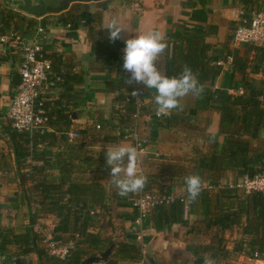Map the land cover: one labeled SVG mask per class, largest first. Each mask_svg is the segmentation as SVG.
Segmentation results:
<instances>
[{"label": "crops", "instance_id": "crops-1", "mask_svg": "<svg viewBox=\"0 0 264 264\" xmlns=\"http://www.w3.org/2000/svg\"><path fill=\"white\" fill-rule=\"evenodd\" d=\"M186 1L189 0H141V8L137 11L129 7V0L91 1L70 11L67 10L68 12L36 18L39 27L34 35L37 36L39 28L43 29V32L38 35L44 38L45 49L50 54L54 51L59 53L63 58L61 73L64 75L67 72L72 75L68 87L61 84L51 94L53 102L48 103L51 108L49 111L54 114L57 115V110L63 109L73 113V117L70 123L66 124L64 116L58 115L49 125L47 137L43 143L44 148L49 151L47 155L49 164H52L47 167L52 168L50 173L57 178L62 173L60 166L71 165L73 168L69 173L71 178L101 182L105 185L108 191L106 209L103 211L101 221L96 220L97 225L92 230L100 232L103 237L113 239L115 243L121 240H137L143 245L142 260L119 261L117 264H184L185 260L194 259L188 247L191 235L186 234L185 227L180 223H174L158 230L152 219L154 213L152 211L147 224L140 231L133 223L135 213L131 202L132 195L126 200L125 197L117 194L118 190L112 184L110 167L106 164L107 146H134L132 141L121 135L125 132L120 128L117 118L118 94L129 88L133 90L143 88L146 92L143 98L141 133L149 141L144 150L138 151L140 157L138 173L147 177L146 186L149 189H156L163 193L169 191L177 197L187 195L184 182L193 170L194 160L210 151V141L200 133L205 131V133L216 135L220 144L225 141V136L219 132L221 113L214 108L195 112L198 97L188 95L181 101L183 110L174 111L182 122L189 120L198 125V131L193 132L184 124L174 121L171 113L157 117L155 96L144 85L135 82L127 84L131 74L123 68L125 41L136 35L155 30L164 35L165 42H169L173 33H182L186 28L208 26L210 30V26H214L216 30L207 37V41L214 45L215 51L226 46L225 53L229 57L235 48L240 47V44L230 39L234 32L230 24L238 21L243 11L242 5L237 0H206L205 6L208 11L206 16L194 13L201 7V0H193L196 2L194 7L185 5ZM82 9L91 12L88 20L82 21L77 28L65 23L70 14ZM202 17L207 18V22L200 21ZM113 18H118L128 29L122 33L120 39L114 42L109 40V30L105 28ZM169 51L171 47L166 48L157 60V66L163 74H166L169 69L167 57ZM230 64L226 62L220 76L210 81V85L216 88L229 85ZM18 66L19 60L15 55L1 54L0 210L9 212L22 208L27 213V202L15 177L16 171L13 170L15 162L10 158L12 151L9 136L5 132L7 126L12 125L9 109L19 84L14 86L13 83L20 81ZM253 76L264 79V71L255 73ZM63 93L66 97H62ZM102 123L105 129L100 132ZM73 129H77L81 137L71 142L67 133ZM262 136L264 137V132ZM40 146L42 148V145ZM6 162L11 166L8 172L3 170ZM34 164L42 165L43 161ZM7 179L11 180L7 181ZM232 183H234V173L227 171L220 183L209 182L205 183L204 187L215 188L217 191L220 186ZM125 201L129 202L128 205L122 204ZM48 217H51V220L54 218L55 225L58 224L59 219L56 216ZM187 219L191 225L200 224L205 219L201 205L189 206ZM11 220L7 225L15 226L13 224L15 219L12 217ZM2 221L6 223L0 217V226L6 227L1 223ZM22 222L25 225L22 227L16 225V229L20 230L14 232L26 231V220ZM61 237L68 238L70 235L64 233ZM227 237L231 238L228 233ZM9 248L5 250V254L10 257L26 256L12 255L16 247H12V252ZM227 248H233L231 240ZM32 254L28 256L30 264L37 259H33ZM106 261L103 260L97 264H103Z\"/></svg>", "mask_w": 264, "mask_h": 264}, {"label": "trees", "instance_id": "trees-1", "mask_svg": "<svg viewBox=\"0 0 264 264\" xmlns=\"http://www.w3.org/2000/svg\"><path fill=\"white\" fill-rule=\"evenodd\" d=\"M242 5V13L238 21L231 22L232 30L240 26H248L253 18V12L264 11L263 0H237ZM185 5L194 7L196 2L186 1ZM201 7L195 12L207 14L206 0H201ZM88 10H78L70 14L66 24L77 28L82 21L90 18ZM198 20V19H197ZM200 21L207 22L202 17ZM0 23L2 30L20 31L25 37L34 36L38 29V20L25 16L13 9L0 7ZM216 27L186 28L182 33H173L170 41L166 42L169 56V69L165 75L168 77L179 76L185 67L192 69L197 76L203 93L195 103V112L214 108L221 113L219 132L225 136V141L220 144L217 136L201 132L206 140L210 141V151L194 160L193 170L190 175L197 174L203 181V190L196 201L185 197H177L172 203L155 208L152 215L158 230L168 224L180 223L185 227L186 234L192 238L208 239L206 244L197 246L191 244L190 250L194 254L193 264H204V258L210 256L216 264H236L232 257L234 253L248 255L253 259L264 258V193L254 191L246 194L243 190L222 185L215 188L204 187L209 182L220 183L226 172L234 173V184L245 175L253 176L264 170V79H258L253 74L264 71V44L240 43L232 52L231 82L228 86L213 87L210 81L222 73L224 67L219 60H227L224 46L214 49V45L207 41ZM230 39H233V34ZM252 55V57H251ZM1 57V54H0ZM53 61L54 71L63 78L62 83L66 88L72 79L67 72L63 75L62 56L57 52L49 53ZM113 57V56H112ZM123 62V60H122ZM68 74V75H67ZM67 80V81H66ZM66 81V83H65ZM19 82L13 83L16 86ZM117 88V87H116ZM115 88V89H116ZM243 89V93H231L230 89ZM132 88L118 94L117 118L120 128L125 132L133 124L132 114L135 111V97L131 95ZM156 95L155 89H149ZM62 97H66L65 93ZM51 123L58 117L64 116L65 123L69 124L73 113L57 110V115L49 111ZM178 110V109H176ZM172 110L174 121L184 124L193 132L198 131V125L189 120H180ZM100 132L105 129L100 124ZM5 132L9 136L11 160L14 161L13 170L18 185L24 192L30 217V230L16 233L13 230L0 226V254H5L9 246H14L12 255L37 254L36 261L32 264H52L48 250L41 245L39 234L34 231V225L39 219L56 216L59 222L56 232L74 236L76 232L82 235L71 256L62 264H79L90 255H96L101 250L107 249L114 242L109 237H103L100 232L93 231L97 221H101L103 211L106 209L108 191L101 182H88L71 178L69 173L71 165L60 166L61 175L54 177L50 173L47 155L49 151L44 148L46 133L36 132L33 135L21 132L12 125L7 126ZM124 136V133L122 134ZM42 145V148L41 146ZM51 153V152H50ZM43 161L42 165L34 164ZM7 162L4 171H10ZM189 176V175H188ZM186 187V182H184ZM165 193L171 194L166 191ZM133 193L125 196L127 200ZM129 202H122L128 205ZM186 204L201 205L205 219L196 225H191L184 218ZM98 209L96 216L90 215V209ZM238 230L241 238L234 243L232 249L227 248L228 231ZM211 238V240L209 239ZM192 243V242H191ZM259 253L257 258L255 255ZM144 258L143 245L137 240L117 241L108 260L103 264H117L119 261H140Z\"/></svg>", "mask_w": 264, "mask_h": 264}, {"label": "built area", "instance_id": "built-area-1", "mask_svg": "<svg viewBox=\"0 0 264 264\" xmlns=\"http://www.w3.org/2000/svg\"><path fill=\"white\" fill-rule=\"evenodd\" d=\"M129 7L137 11L141 8V0H129ZM43 32L39 28V33ZM25 37L20 31L2 30L0 23V54L10 53L19 60L18 73L20 81L18 90L13 97L9 109V117L12 126L21 132L33 135L36 132L44 134L51 124V116L48 113V103L53 102L51 94L63 83L61 75L53 68V61L44 47V38L40 35ZM235 43L264 44V11L253 12L250 25L240 26L233 32ZM232 56L227 60H219L223 67L226 62H232ZM231 93H243V89H230ZM135 97V111L132 114L133 124L125 130L124 138L133 142L138 151L144 150L148 144V138L141 133V120L143 117V98L146 92L143 88L137 90ZM132 95V92H131ZM133 96V95H132ZM158 117V116H157ZM160 117V116H159ZM99 127V126H98ZM71 142L79 139L81 133L73 129L67 133ZM147 185V184H146ZM138 193L132 195V207L134 209L133 223L142 231L149 220V216L155 208L172 203L177 195L163 193L147 186ZM243 190L246 194L254 191L264 193V170L253 176L245 175L239 182L230 184ZM185 197V196H181ZM90 215L96 216L98 209H90ZM189 205L184 209V218H188ZM82 235L78 232L74 236L64 238L49 234L46 240V248L50 257L54 258L53 264H62L71 256ZM259 257L257 252L255 255Z\"/></svg>", "mask_w": 264, "mask_h": 264}, {"label": "clouds", "instance_id": "clouds-1", "mask_svg": "<svg viewBox=\"0 0 264 264\" xmlns=\"http://www.w3.org/2000/svg\"><path fill=\"white\" fill-rule=\"evenodd\" d=\"M109 30V40L120 39L122 33L128 30L118 18H113L106 26ZM123 68L131 75L127 84H142L147 89H155L156 115L166 116L172 110H183L182 99L188 95L199 97L203 93L197 76L192 69L185 67L179 76L168 77L158 66V58L165 52L167 44L164 35L159 31L136 35L125 41ZM137 90L132 91L136 96ZM106 164L110 167L112 184L118 190V195L125 197L129 193H138L147 183V177L138 173L140 157L136 147L120 145L108 147ZM187 198L196 201L203 190V181L197 174L185 178ZM204 264H216L210 256L204 258Z\"/></svg>", "mask_w": 264, "mask_h": 264}, {"label": "rangeland", "instance_id": "rangeland-1", "mask_svg": "<svg viewBox=\"0 0 264 264\" xmlns=\"http://www.w3.org/2000/svg\"><path fill=\"white\" fill-rule=\"evenodd\" d=\"M0 7L1 8H6V9H11V8H7V7H3L2 4H0ZM17 12H19L18 10L16 9H13ZM23 15L26 16V14L24 13H21ZM9 178V177H8ZM11 179H7V181H10ZM0 217L2 220L6 221L5 222H1L2 224H5L7 228L13 231H16V230H20V229H16V225L19 226V227H22L25 225V223H23L22 221L26 220V231L27 230H30V221H29V213L26 211H24L22 208H20L19 210L17 211H9V212H2L0 210ZM14 218L15 220L13 221V224H15V226H12V225H7L9 222H11V218ZM48 219L50 221H48ZM54 218H52L51 220V217H48V218H42V219H39L37 224L34 225V231L37 230V234H39V239H40V243L42 246H44L45 248L47 247L46 246V240L49 236V234H52V235H56V236H59V233L56 232V226L55 225V221H53ZM29 225H27L28 223ZM58 222V221H57ZM56 222V224H57ZM2 226V225H1ZM23 230V229H22ZM240 229H236V230H233V231H228V235L231 236V238L229 237V240H231V245L234 246V243L239 240L241 238L240 236V233L238 232ZM25 231V232H26ZM60 236H62V234H60ZM211 240V238H209ZM192 242V243H191ZM208 242V239L204 238L202 239L201 237H199V239H194V237L192 238V241L190 240V242H188V247L191 246V244H194V245H197V246H202L201 244H206ZM9 251L12 252V247L9 246ZM47 249V248H46ZM33 256H31L33 259H36L37 258V254H32ZM194 255V254H193ZM232 257V260L233 262H235L236 264H264V258H261V259H253V258H250L248 255H244V254H240V253H234ZM195 256H194V259H191V260H185L184 261V264H193L194 261H195Z\"/></svg>", "mask_w": 264, "mask_h": 264}, {"label": "water", "instance_id": "water-1", "mask_svg": "<svg viewBox=\"0 0 264 264\" xmlns=\"http://www.w3.org/2000/svg\"><path fill=\"white\" fill-rule=\"evenodd\" d=\"M35 1V3H34ZM83 1V0H82ZM87 1H103V0H87ZM71 0H26L24 3L16 4L14 8L23 12L27 16L41 18L45 15L61 14L70 7ZM65 15V14H63ZM76 118V117H74ZM113 242L109 248L101 251L98 255H90L79 264H97L103 260H108L114 246ZM0 264H30L28 256H9L8 254H0Z\"/></svg>", "mask_w": 264, "mask_h": 264}, {"label": "flooded vegetation", "instance_id": "flooded-vegetation-1", "mask_svg": "<svg viewBox=\"0 0 264 264\" xmlns=\"http://www.w3.org/2000/svg\"><path fill=\"white\" fill-rule=\"evenodd\" d=\"M25 1L26 0H0V4H2L3 7L15 9L14 6L16 4H21V3H24ZM88 2L89 1H87V0H83V1L82 0H71L70 7H69L68 11L80 6L81 4L88 3ZM34 3H35V1H34ZM20 13H23V12H20Z\"/></svg>", "mask_w": 264, "mask_h": 264}]
</instances>
